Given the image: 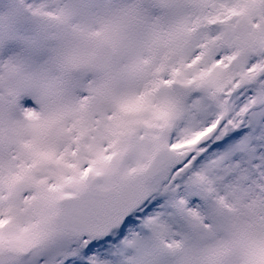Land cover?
Masks as SVG:
<instances>
[{
  "label": "snow or ice",
  "instance_id": "1",
  "mask_svg": "<svg viewBox=\"0 0 264 264\" xmlns=\"http://www.w3.org/2000/svg\"><path fill=\"white\" fill-rule=\"evenodd\" d=\"M0 264H264V0H0Z\"/></svg>",
  "mask_w": 264,
  "mask_h": 264
}]
</instances>
